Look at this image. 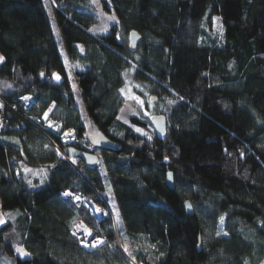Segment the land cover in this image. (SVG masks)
Listing matches in <instances>:
<instances>
[{
  "label": "trees",
  "instance_id": "16d2710c",
  "mask_svg": "<svg viewBox=\"0 0 264 264\" xmlns=\"http://www.w3.org/2000/svg\"><path fill=\"white\" fill-rule=\"evenodd\" d=\"M52 1L60 38L43 0H0V204L11 212L0 264H264V0H99L116 23L97 36L87 31L98 23L93 0ZM59 42L78 68L88 120L118 146L100 159L121 230L110 214L97 221L59 196L76 191L108 206L98 163L65 154L63 130L88 135ZM133 61L134 80L166 118L163 140L147 119L118 118ZM48 111L59 134L45 127ZM75 216L102 247H79Z\"/></svg>",
  "mask_w": 264,
  "mask_h": 264
},
{
  "label": "rangeland",
  "instance_id": "374dc122",
  "mask_svg": "<svg viewBox=\"0 0 264 264\" xmlns=\"http://www.w3.org/2000/svg\"><path fill=\"white\" fill-rule=\"evenodd\" d=\"M43 3L45 4V8H46V10L50 16V20L54 24L56 38H60L59 37V35H60L59 30L60 29L55 24V21H56L55 13L57 11V7L52 0H43ZM91 4H92V8L94 9V12L98 16V23L96 25L92 26L91 28H89L87 31L91 35H94V36L105 34L109 30V28L113 24L116 23V17L113 14H108V13L104 12V10L102 9V5H101L99 0H93ZM108 17H115V19L109 20ZM215 22H216V26H218V24H219V18L218 17L215 18ZM59 44L61 46L60 47V53H61L62 59L64 61L67 78H68L70 85L72 87V90L74 92L76 103L78 105V108L80 109L82 119L86 125L88 138H85V137H83V138L88 140V141H89V139L93 140L97 136L98 133L94 129V127L91 125L90 121L88 120L85 105L83 103L81 94L78 90V84H77L76 76H75V72L78 70V68L72 64L70 57L66 53L62 43L59 42ZM80 51L82 52L81 48H80ZM135 68H136L135 62L133 61V62H131L130 67L124 72V83H123L122 87L120 88V96L122 97L123 104L120 108L118 118L120 121L127 123V124L129 123V120L131 117H138L141 119H147L148 123H149V118L152 115L157 114L155 102H152L150 100V97L152 96V94H151V90H150L149 86L145 83L137 82L134 80L133 72H134ZM57 77H58V79H57ZM60 79H61V77L59 75L56 74L54 76V80L58 81ZM0 111H2L1 108H0ZM43 121H44L46 128L52 130L56 134H59V131H60L59 130V124H58L59 122H57V121H55L49 117V111L44 115ZM149 126L153 130V128L150 124H149ZM136 129H138V128H135V130ZM139 132L141 133L143 131L141 130ZM60 135H61V137H66V138L67 137H72V139L76 138L74 131L71 129H69V131L63 132V134L61 133ZM80 140H82V139H80ZM97 154L99 157L98 158V167H99L101 173L104 175L103 181L107 187L105 195H106V199L108 201V206L103 205V208L105 210V213L113 215L114 221L117 223L118 228L121 230V229H123V222H122L121 217L119 216L118 206H117L116 202L114 201L113 196L111 194L110 181L105 177V167L103 164V160L100 159V158H102L101 157L102 151L97 150ZM78 161H79V159H74L73 163H77ZM10 216H11V212L2 211L1 204H0V226L2 224H4L9 219ZM117 240H118V243L120 244V246L122 247V249H124L123 248V241H124L123 232H120L119 230H118V234H117ZM16 252H17V255H19L21 257L27 256V253L24 251V249L22 247H18Z\"/></svg>",
  "mask_w": 264,
  "mask_h": 264
},
{
  "label": "built area",
  "instance_id": "2783aa9c",
  "mask_svg": "<svg viewBox=\"0 0 264 264\" xmlns=\"http://www.w3.org/2000/svg\"><path fill=\"white\" fill-rule=\"evenodd\" d=\"M28 99L31 98V96L27 97ZM3 101L0 98V108L2 110ZM5 124V116L2 111H0V130L3 128V125ZM72 130V129H71ZM69 131V129L63 130V132ZM62 143L69 147L76 148L79 146L82 151L90 152V153H96L97 148L92 144V142L82 139L79 140L72 137H62ZM67 159L70 162H73L75 158H69L66 156ZM65 193H70L71 195H64ZM59 196L67 201H70L76 208H83L89 212L90 215H92L97 221L101 220L102 218L106 217L108 213H105V210L103 208V205L95 202L86 196L82 195L80 192L76 191H70V190H62L59 194ZM79 197V199H77ZM112 216V214H111ZM70 233L78 240V245L80 248H82L85 251H93L97 248L102 247L105 244V240L102 237H99L96 235V232L94 229L86 223L85 220H83L80 216H75L70 223ZM87 233V234H86Z\"/></svg>",
  "mask_w": 264,
  "mask_h": 264
},
{
  "label": "water",
  "instance_id": "95a60500",
  "mask_svg": "<svg viewBox=\"0 0 264 264\" xmlns=\"http://www.w3.org/2000/svg\"><path fill=\"white\" fill-rule=\"evenodd\" d=\"M140 36L137 34V32L132 31L129 34V46L131 50H135L136 44L139 42ZM150 100L152 102H156L157 99L155 97H151ZM149 124L153 128V132L155 136L159 140H163L165 138L166 134V118L162 114H154L149 118ZM92 144L99 150V151H117L118 146L109 141L104 135H97L93 140ZM65 154L69 158H75L81 160L87 167L93 168L97 165L98 163V155L95 153H90L82 150H78L74 147H69L66 149ZM169 174H171V179L169 178ZM165 185L167 188L170 190H173L174 188V183H173V175L171 172L166 173L165 177ZM190 205L191 207H189ZM183 209L187 215H192L193 209L192 205L188 200L184 201L183 204Z\"/></svg>",
  "mask_w": 264,
  "mask_h": 264
},
{
  "label": "snow or ice",
  "instance_id": "6c2138e0",
  "mask_svg": "<svg viewBox=\"0 0 264 264\" xmlns=\"http://www.w3.org/2000/svg\"><path fill=\"white\" fill-rule=\"evenodd\" d=\"M108 19L109 20H114L115 19V17H108ZM0 59H2V58H0ZM57 79H58V77H57ZM138 99V98H137ZM142 103V102H141ZM136 131H141L140 129H136ZM169 178L171 179V174H169ZM64 195H71L70 193H65ZM77 199H79V197H77ZM189 207H191L190 205H188Z\"/></svg>",
  "mask_w": 264,
  "mask_h": 264
},
{
  "label": "crops",
  "instance_id": "0c3cea01",
  "mask_svg": "<svg viewBox=\"0 0 264 264\" xmlns=\"http://www.w3.org/2000/svg\"><path fill=\"white\" fill-rule=\"evenodd\" d=\"M0 58H2V56H1V55H0ZM2 60H3V59H0V63L2 62ZM5 223H6V222H5ZM5 223H4V224H5ZM4 224H2V225H4Z\"/></svg>",
  "mask_w": 264,
  "mask_h": 264
},
{
  "label": "clouds",
  "instance_id": "9594fccd",
  "mask_svg": "<svg viewBox=\"0 0 264 264\" xmlns=\"http://www.w3.org/2000/svg\"><path fill=\"white\" fill-rule=\"evenodd\" d=\"M92 142V141H91ZM95 154H97V152L95 153ZM98 155V154H97ZM111 215V214H110ZM113 216V215H112Z\"/></svg>",
  "mask_w": 264,
  "mask_h": 264
},
{
  "label": "bare ground",
  "instance_id": "6f19581e",
  "mask_svg": "<svg viewBox=\"0 0 264 264\" xmlns=\"http://www.w3.org/2000/svg\"><path fill=\"white\" fill-rule=\"evenodd\" d=\"M87 234V233H86Z\"/></svg>",
  "mask_w": 264,
  "mask_h": 264
},
{
  "label": "flooded vegetation",
  "instance_id": "af4514ba",
  "mask_svg": "<svg viewBox=\"0 0 264 264\" xmlns=\"http://www.w3.org/2000/svg\"><path fill=\"white\" fill-rule=\"evenodd\" d=\"M92 141V140H91Z\"/></svg>",
  "mask_w": 264,
  "mask_h": 264
}]
</instances>
